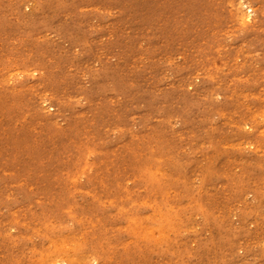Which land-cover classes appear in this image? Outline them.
I'll use <instances>...</instances> for the list:
<instances>
[{"label": "rangeland", "instance_id": "obj_1", "mask_svg": "<svg viewBox=\"0 0 264 264\" xmlns=\"http://www.w3.org/2000/svg\"><path fill=\"white\" fill-rule=\"evenodd\" d=\"M0 264H264V0H0Z\"/></svg>", "mask_w": 264, "mask_h": 264}, {"label": "bare ground", "instance_id": "obj_2", "mask_svg": "<svg viewBox=\"0 0 264 264\" xmlns=\"http://www.w3.org/2000/svg\"><path fill=\"white\" fill-rule=\"evenodd\" d=\"M244 18H248V17H244ZM51 263V262H50Z\"/></svg>", "mask_w": 264, "mask_h": 264}]
</instances>
